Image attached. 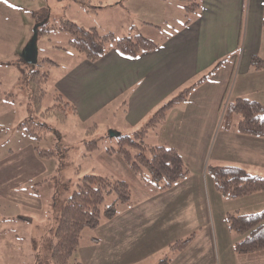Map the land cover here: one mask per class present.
Listing matches in <instances>:
<instances>
[{"label": "crops", "instance_id": "1", "mask_svg": "<svg viewBox=\"0 0 264 264\" xmlns=\"http://www.w3.org/2000/svg\"><path fill=\"white\" fill-rule=\"evenodd\" d=\"M76 1L83 3V0ZM139 1L145 3L148 0ZM159 1L155 21L139 19L137 26L135 21L127 26V35L141 34L155 42L156 47L135 57L116 48L107 50L93 61L83 56L63 76L60 75L61 85H57L64 98L74 104L75 111L80 112V119L85 120V115L90 116L108 105L111 110L106 111L105 118L119 112L126 115L128 126L113 125L116 129L112 133L116 135L121 133L120 127L134 128L140 124L172 95L196 82L220 62L193 87L185 100L168 109L164 120L151 128V143L145 142L176 148L189 172L172 187L159 190L151 182L140 181L117 154L98 150L101 154L97 158L102 157L101 160L107 162L110 174L128 183L131 202L119 207L115 215L92 229L88 240L82 242L80 239L77 256L82 264H139L150 253L199 225L202 227L200 232L168 264H256L253 261L259 255L261 258L257 262H261L263 253L238 256L232 251L233 242L241 238L236 234L231 238L228 236V241L221 236V248L216 242L215 253L211 226L203 222H209L206 214L212 206L221 207V213L225 209L248 213L264 207V192L239 200L222 198L206 171L207 161H211L212 164L241 165L252 173L264 175V137L239 132L236 127L239 118L231 116L230 123L221 119L230 80L234 78L235 84L240 75L249 73L253 55L264 60L260 56L263 0H195L198 5L189 13L182 0ZM170 1H176L174 6H170ZM122 4V1L117 2L114 7H122ZM172 7L178 16L182 15L177 24H173L174 18L170 14ZM186 16L188 23L184 22ZM164 26L166 30H163ZM54 46L62 50L57 44ZM51 61L57 65L55 60ZM247 94L238 90L235 97H247ZM3 96L4 91L0 88V116L5 114L1 105ZM97 100L99 108L95 109L91 104ZM97 125L94 123L93 128ZM28 148L27 155L20 154L18 159L15 158L18 162L13 169L17 171V178L26 175L22 172L21 162L28 163L32 169L29 179L35 175V166L30 164L35 156L31 145ZM8 168L4 173L6 179L9 177ZM252 205L257 207L245 210ZM172 208L177 211L185 209L188 215L181 231L178 223L165 219Z\"/></svg>", "mask_w": 264, "mask_h": 264}, {"label": "rangeland", "instance_id": "2", "mask_svg": "<svg viewBox=\"0 0 264 264\" xmlns=\"http://www.w3.org/2000/svg\"><path fill=\"white\" fill-rule=\"evenodd\" d=\"M121 1L123 3L122 7H114L115 3H121ZM103 2L105 3L102 4ZM160 2L159 0H148L145 3H141L139 0H129L128 2L126 0H83V3H80L76 0H0V88L4 91L3 104L1 105L3 113H5L0 116V193L4 192V194H0V264L34 263L31 238H39L44 233L45 227L43 226L47 221V206L52 196L56 193L58 195V191L60 192V189H62V178L67 183H70L79 181L84 173H95L104 176L111 175L107 162L102 161V157L99 160L97 155L101 154L100 152H105L106 147L115 144V135L112 132L116 128L113 125L128 126L129 122L127 116L122 112L113 116L111 115L110 118H105L106 111L111 110L108 105L103 109H98L96 113L90 114V116L85 115V120L83 118L80 119V112L73 113L71 110L68 111V116L63 120L46 117L45 121L49 124V129L46 131L44 137L37 140L33 139L24 128L19 127L18 124L28 115L27 106L29 102V93L21 87V84L18 85L19 78L21 77L19 65L26 63L24 55L31 44L34 27L37 26L36 30L38 29L39 31L44 30L45 26H49L50 28L47 34H44L46 32L37 33L34 41L35 59L42 61L40 69L48 71L46 83L48 94L43 100L44 106L52 104L53 90L62 95L57 85H61L59 82L60 75L63 76L73 64L84 56L82 52H78L70 47L68 43L70 38L69 33L59 28L63 20H73L85 27H95L99 33L113 31L114 35L122 36L127 35V26L129 27L133 21H135V26L140 23L139 19H153L155 21L158 18L156 15L160 9ZM173 2L176 1H170V6H174ZM170 9L171 17L174 18L173 24H177L181 21L182 15L178 16L174 7ZM187 19L188 17L186 16L185 23L189 22ZM166 29L164 26L163 30ZM262 32L260 56L264 57V28ZM55 44L62 47V50H58L54 46ZM48 59L55 60L57 65L52 64ZM55 62L53 61V63ZM240 82L246 83L239 84ZM232 89L235 92L231 93ZM238 90L247 92L248 98L257 100L264 105V66L255 68L251 63L250 71L247 75H240L235 84L234 78L230 80L224 95L223 108L235 98V93ZM98 104L99 101L97 100L91 105H94L95 109H97L99 108ZM152 113L148 114L134 128L120 127L119 131L131 134L141 127ZM223 114L224 112L221 114V119ZM235 117L239 118L240 115L233 113L232 118ZM94 123L98 124L96 128H93ZM220 123L221 120L219 121ZM97 137H101L97 139L98 147L92 150L89 149L86 141ZM152 139L153 134L150 128L146 131L143 140L150 142ZM28 145H31L32 149H30L33 150L32 152L35 156L33 163H30L35 166V170L33 171L35 175L33 174L34 177L29 179L32 176L29 171H32V169L28 163L24 164V162H21L22 172H26V175L24 177L19 175L17 178V171L13 168H16V162H18L17 159L20 157V154L27 155L26 149H29ZM36 145L44 148L57 146L58 150L62 149L63 146L67 153L63 156L42 157L35 149ZM89 153L90 155H88ZM10 157L11 159H9ZM35 160L38 161L37 164H35ZM62 162L65 164H62ZM207 162V165L212 163L211 161ZM8 166L7 175L9 177L6 179L4 173L6 172L5 168ZM45 178H49L50 183H47V181L38 183ZM9 184L12 186H9ZM17 184H20V186L18 187ZM13 185H15V188ZM35 188L37 192H35ZM260 192L264 191L254 192L234 199L239 200V198ZM114 197V194L107 195L103 205L111 203ZM151 205H153V202ZM255 207L257 206H248L245 210ZM263 208H260L258 211ZM184 211L185 209L177 211L172 208L167 213L165 219L171 223H178V230L181 231L184 227V221L188 220V215ZM227 212H235V210L225 209L221 213V207L215 208L212 206V209L206 214L209 222H203L205 224L209 223L211 226L209 228L213 236L215 253H217L216 242L217 247L221 248V236L228 241V236L231 238L236 234L227 227L225 221V214ZM198 214L199 211L197 210L196 218H198ZM201 228L198 225L189 233L194 232V235H196L200 232ZM206 230L203 232L206 233ZM91 232V229L84 228L80 237L81 241L88 240ZM177 239H179V236L150 253L148 258L139 264H158L160 260L166 258L170 261L178 251L172 252L168 246ZM257 256L261 258V256ZM259 258L253 262L256 264L263 262L264 264V258L260 259L261 262H257ZM126 264L138 263L132 262Z\"/></svg>", "mask_w": 264, "mask_h": 264}, {"label": "trees", "instance_id": "3", "mask_svg": "<svg viewBox=\"0 0 264 264\" xmlns=\"http://www.w3.org/2000/svg\"><path fill=\"white\" fill-rule=\"evenodd\" d=\"M186 12H192L197 7L195 0H182ZM188 20V19H187ZM262 25L264 27V0ZM70 35V47L82 52L88 60H96L110 48H116L122 53L135 57L143 51L156 47V43L141 34L116 36L112 32L99 33L95 27H84L71 20H63L59 26ZM49 26L39 32H47ZM49 62H52L48 59ZM200 77L196 82L172 95L160 105L149 119L131 134L118 133L115 144L106 147L108 154H117L130 171L142 182H151L159 190H166L188 175L176 148L160 144H147L143 140L146 131L160 124L170 107L186 99L193 87L200 84L218 65ZM250 63L255 68L264 66V60L253 55ZM41 60L34 63L19 65L21 77L18 85L29 94L27 117L18 124L19 127L37 140L44 137L49 129L46 117L63 120L68 111L76 113L74 104L70 103L53 90L52 104L43 106V100L48 94L46 83L48 71L40 69ZM222 121L231 122L233 113L240 115L236 127L241 133L264 137V105L248 97H235L226 104ZM39 116V117H38ZM38 117V118H37ZM86 141L89 149H96L97 139ZM61 140V137H60ZM42 157L65 155L66 149L58 147L44 148L35 146ZM58 150V151H57ZM62 164H65L62 162ZM206 171L211 175L216 191L224 199H234L254 192L264 191V175H258L241 165L221 163L208 164ZM47 181L42 179L38 183ZM35 186V184H34ZM35 192L37 189L35 188ZM114 194L111 203L103 205L107 195ZM131 202V189L128 183L113 175L104 176L95 173H84L79 181L67 183L62 178V189L52 196L47 206V221L44 233L31 238V248L34 252L33 264H82L77 257V249L84 228L94 229L102 221L110 219L119 207ZM225 221L230 231L241 238L232 244L234 253L238 256L249 253L264 254V208L255 213L227 212ZM194 237V232L172 242L168 248L172 252L183 249ZM96 241V238H92ZM169 260L162 259L158 264H167Z\"/></svg>", "mask_w": 264, "mask_h": 264}, {"label": "water", "instance_id": "4", "mask_svg": "<svg viewBox=\"0 0 264 264\" xmlns=\"http://www.w3.org/2000/svg\"><path fill=\"white\" fill-rule=\"evenodd\" d=\"M37 26L34 27V30H33V35H32V38H31V44L28 46L27 48V53L24 55V61L25 62H28V63H34L36 61L35 59V47H34V41H35V38L37 36V30H36Z\"/></svg>", "mask_w": 264, "mask_h": 264}]
</instances>
